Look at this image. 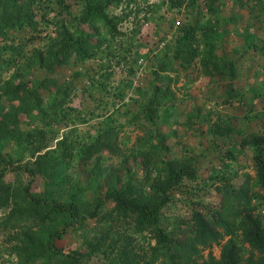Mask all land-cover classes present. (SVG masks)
<instances>
[{
	"label": "rangeland",
	"instance_id": "1",
	"mask_svg": "<svg viewBox=\"0 0 264 264\" xmlns=\"http://www.w3.org/2000/svg\"><path fill=\"white\" fill-rule=\"evenodd\" d=\"M85 2L0 0V66L6 67L0 69V104L4 112L24 106V94L14 86L21 80L31 86L34 78L46 74L38 63L29 71L25 67L36 61V51L46 55L45 46L56 37V42H64L81 29L94 32L82 21ZM108 15L113 26L106 31L100 28L106 35L102 45L89 50L84 60L67 54L68 65H54L51 72L59 84L73 80L70 105L80 121L31 125L20 112L18 121L24 123L8 126V136L0 138V153L14 166H30L45 158L47 165L33 177L13 165L0 164V193L5 190L3 184L19 193L32 180V192L64 202L73 199L87 215L96 199L130 179L144 192L148 190L159 171L145 166L143 157L149 156L156 166L160 156L177 157L179 162L191 157L197 165L195 179H183L162 210L164 225L178 231L192 208H210L220 201L216 189L220 177L229 178L237 188L245 174L254 176L252 149L235 144L244 134L264 129V0H247L243 5L237 0H221L216 15L201 7L170 8L168 0H115ZM17 16H29L35 27L12 23L15 17L18 22ZM209 19L212 37L205 41L198 27L201 51L193 64L177 66V73L161 70L170 63L177 65L174 55L179 41L183 44V25L202 26ZM92 39L95 42L97 38ZM55 41L50 47L58 46ZM203 57L219 66L211 76L200 66ZM17 71L21 76H14ZM165 74L173 77L170 99L163 100L151 124L141 112L155 80ZM108 126L117 132L116 151L103 150L83 159L80 150ZM148 138L155 143L153 147L150 142L142 143ZM256 189L260 195L252 199V206L264 222V190ZM7 213L6 208H0V219ZM107 225L85 219L77 230L64 234L63 249L84 252L91 248L95 253L85 264H159V259H151L154 241L146 232H137L130 223L114 226L112 234H107ZM12 234L11 230L0 231V264H31L23 261L25 254L14 249L19 241L11 239ZM233 239L241 249V264L262 256L249 248L240 230L234 232ZM213 254L219 255L218 247H213Z\"/></svg>",
	"mask_w": 264,
	"mask_h": 264
},
{
	"label": "trees",
	"instance_id": "2",
	"mask_svg": "<svg viewBox=\"0 0 264 264\" xmlns=\"http://www.w3.org/2000/svg\"><path fill=\"white\" fill-rule=\"evenodd\" d=\"M220 1L168 0L170 8L188 6L199 10L201 7L210 15L219 12ZM237 1L243 5L247 0ZM114 3L115 0H86L84 14L87 22L86 17L82 21L83 24L88 23L92 26L94 32H85L83 29L69 35L63 32L62 34L68 35L66 40L56 42L57 37L53 38L49 43L54 44L55 41L58 46L50 47L48 43L45 46L46 55L44 52L36 51V61L26 63L25 67L29 71L38 63L46 74L41 79L34 78L31 86L26 80H21L22 83L14 86V89L19 91L18 93H23L25 97L24 106L19 111L13 108L4 112L0 104V138L8 136L9 132L6 129L9 125L20 126L24 123L22 119L18 121L20 112L26 115L25 123L31 125L38 122L46 125L61 121L69 123L80 121L78 114L72 113L76 109L70 105L73 80L59 84L51 72L56 69L54 65H68L67 54L74 53L77 59L84 60L89 56H86L89 50L98 49L102 45L106 35L104 32L100 33V28L102 27L104 31L112 28L113 21L108 15V9ZM18 16V22H14L15 17L12 23H17L20 27L25 25L35 27V24H31L33 21L29 20V16L23 19ZM198 27L201 28V36L205 41L212 37L210 32L213 27L210 19L202 26L197 23L184 24L183 44L179 41V50L174 55L177 65L174 67V64L170 63V67L164 66L160 68L161 70L177 73V66L187 67L193 64L201 51L200 42L197 40ZM94 36L97 38L95 42L92 39ZM200 66L207 76H211L214 70L219 68L213 60L204 57L200 60ZM4 68L6 67L0 66V69ZM229 71L233 73L231 67ZM14 76H21V73L17 71ZM172 79V76L165 74L155 80L149 100L141 112L143 119L151 124L163 100L170 99ZM116 133L115 127H105L98 139L80 150L83 159H89L94 153L103 150L114 153ZM146 142L152 143L151 147L155 144L152 138L142 140V143ZM235 145L240 149H252L254 176L245 174L244 182L237 188L231 184L229 178L220 177L221 184L216 186L220 201L210 208H192L178 231L169 230L164 225L162 210L170 203L171 191L183 179H195L197 165L191 157L179 162L177 157L164 159L160 156L158 166L151 163L149 156L143 157L142 163L145 166L159 171L150 182L148 190L144 192L142 187L136 186L130 179L123 187L116 186L108 190L103 198L96 199L87 215L82 214L80 204L73 199L64 202L53 196L32 192L30 190L32 180H29L19 193L3 184L1 187L5 190L0 193V208H6L8 213L0 219V231L11 230L16 234L10 236L11 239L19 241L14 249L25 254L27 258L23 261H29L31 264H85L95 251L91 248L84 252L76 249L66 251L61 244L64 234L77 230V227L84 224L85 219H92L101 224L107 223L105 230L107 234H112L114 226L132 223L137 232H146L154 241L151 246V259L153 258L152 261L159 259V264H241V249L233 239L234 232L240 230L249 248L262 255L259 260L248 261L247 264H264V222L252 206V199L260 195L256 187L264 190V129L244 134ZM0 164L13 165L2 153ZM46 165L45 158L44 161L33 162L30 166L13 167L30 172L34 177L38 173H43ZM107 203L109 206L105 207ZM104 208L106 210L100 212ZM59 222L63 224L55 228ZM213 247L219 248L218 256L213 254Z\"/></svg>",
	"mask_w": 264,
	"mask_h": 264
}]
</instances>
